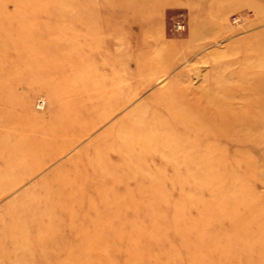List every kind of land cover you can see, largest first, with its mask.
Listing matches in <instances>:
<instances>
[{
    "label": "rangeland",
    "instance_id": "374dc122",
    "mask_svg": "<svg viewBox=\"0 0 264 264\" xmlns=\"http://www.w3.org/2000/svg\"><path fill=\"white\" fill-rule=\"evenodd\" d=\"M0 264H264V0H0Z\"/></svg>",
    "mask_w": 264,
    "mask_h": 264
},
{
    "label": "built area",
    "instance_id": "2783aa9c",
    "mask_svg": "<svg viewBox=\"0 0 264 264\" xmlns=\"http://www.w3.org/2000/svg\"><path fill=\"white\" fill-rule=\"evenodd\" d=\"M176 27H177L178 29H181L183 26H182L180 23H176Z\"/></svg>",
    "mask_w": 264,
    "mask_h": 264
},
{
    "label": "bare ground",
    "instance_id": "6f19581e",
    "mask_svg": "<svg viewBox=\"0 0 264 264\" xmlns=\"http://www.w3.org/2000/svg\"><path fill=\"white\" fill-rule=\"evenodd\" d=\"M42 101H39V104L41 105ZM184 116V115H183ZM213 122V121H212ZM214 123V122H213ZM145 130V129H144ZM138 139V138H137ZM129 144V143H128Z\"/></svg>",
    "mask_w": 264,
    "mask_h": 264
}]
</instances>
